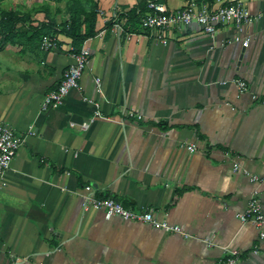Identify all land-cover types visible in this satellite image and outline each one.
I'll return each instance as SVG.
<instances>
[{
  "label": "crops",
  "instance_id": "1",
  "mask_svg": "<svg viewBox=\"0 0 264 264\" xmlns=\"http://www.w3.org/2000/svg\"><path fill=\"white\" fill-rule=\"evenodd\" d=\"M96 1L94 27L79 32L90 49L80 85L42 110L83 45L59 25L58 47H41L51 0H0V14L20 15L10 31L0 20V123L23 139L0 177V264H221L234 249L236 264H264V247L253 253L264 227L239 218L255 188L264 210V181L244 171L264 176V0H243L242 27L210 34L195 22L167 42L142 25L144 11L129 23L147 0ZM161 1L176 11L229 0ZM86 184L183 232L84 210Z\"/></svg>",
  "mask_w": 264,
  "mask_h": 264
},
{
  "label": "built area",
  "instance_id": "2",
  "mask_svg": "<svg viewBox=\"0 0 264 264\" xmlns=\"http://www.w3.org/2000/svg\"><path fill=\"white\" fill-rule=\"evenodd\" d=\"M145 8L146 11L142 17V25L152 32H157L156 34L163 38L165 42L168 41L166 32L171 28L187 27L196 22L200 24L207 33L215 34L219 24L236 23L237 26L242 27L243 22H248L252 19V15L243 0H229L227 3L219 6L205 3L201 8L188 5L176 11L169 10L161 0H147ZM143 11L144 8H137V13L141 14ZM114 17L112 22L115 23L120 18V13H115ZM59 29V27H55V30ZM101 34L102 31L98 33V35ZM234 40L241 41L244 45H248L251 38L250 36L244 37L238 34L235 36ZM58 43L55 31L49 34H43L41 40V47L43 49H55L58 47ZM89 56L90 49L87 45H83L80 51L75 55V61L70 63L65 69L60 84L46 94L42 102V110L57 108L64 102L70 91L80 85V80L88 64ZM233 81L238 85L241 92H245L249 89V84L245 79L238 77L234 78ZM98 91H102L100 78H98ZM255 96L256 95H254V97ZM96 105L98 109L95 117H104V114L100 110L99 103L96 102ZM127 112L129 113V111ZM130 115H135V113L131 111ZM136 116L142 118L141 114H136ZM82 125L88 128L90 122L85 121ZM22 143L23 139L15 134L13 128L9 124L0 123V177H3L10 168L12 160ZM188 147L194 149V144H190ZM240 169V163L235 162L234 170L237 171ZM244 171L251 176L253 181H264L263 175L253 173L246 169ZM63 189L66 188L64 187ZM84 189L86 191L82 195V206L84 210L90 208L104 209L108 214L119 215L126 220L149 222L165 230L183 232L180 225L172 224L166 219L156 218L153 210H134L125 206L120 199L114 196L98 197L94 194V186L91 184H86ZM239 218L242 222L251 221L260 227H264V210L259 188L253 190L248 206L239 213ZM261 229L260 237L262 240L264 239V229ZM185 235L188 236L189 234L185 233ZM263 247L262 241L259 242L255 245L253 253L260 252ZM232 254L233 255L228 260L221 264H236L240 256V250L234 249Z\"/></svg>",
  "mask_w": 264,
  "mask_h": 264
},
{
  "label": "trees",
  "instance_id": "3",
  "mask_svg": "<svg viewBox=\"0 0 264 264\" xmlns=\"http://www.w3.org/2000/svg\"><path fill=\"white\" fill-rule=\"evenodd\" d=\"M47 7H49V5H47ZM143 8L145 12V5ZM69 11L71 12L70 18L63 21L62 24H59L53 17L49 16L48 13V21L43 22L40 31L42 34H49L53 30L56 31L55 26L58 27L60 25L61 27V25H63V27H61V31L63 30L67 35L72 37L75 47L80 48L83 45L86 36L81 35L79 32L81 30L83 22L86 20L89 21L91 28L94 27L98 15V2L96 0H71L69 4ZM130 15H132V17L129 19V23L131 22L132 24H134L135 22L136 24H140L137 18L136 10L131 12ZM18 16H20L19 12H1L0 20L2 22V27L5 30L10 31L12 28H14L18 19H20V17ZM83 17L85 19H83ZM139 18H141V16Z\"/></svg>",
  "mask_w": 264,
  "mask_h": 264
},
{
  "label": "rangeland",
  "instance_id": "4",
  "mask_svg": "<svg viewBox=\"0 0 264 264\" xmlns=\"http://www.w3.org/2000/svg\"><path fill=\"white\" fill-rule=\"evenodd\" d=\"M71 0H51L52 8H54L55 16L52 13H49V16L53 17L55 20H59L61 22L63 19H69L71 16V12L69 11V4ZM50 5V6H51ZM59 15V18H57ZM48 16L47 14L45 15Z\"/></svg>",
  "mask_w": 264,
  "mask_h": 264
}]
</instances>
